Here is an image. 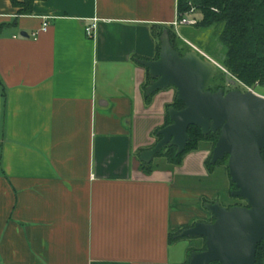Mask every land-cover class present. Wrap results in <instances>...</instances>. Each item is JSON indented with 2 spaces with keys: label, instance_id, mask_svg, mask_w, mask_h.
<instances>
[{
  "label": "crops",
  "instance_id": "crops-1",
  "mask_svg": "<svg viewBox=\"0 0 264 264\" xmlns=\"http://www.w3.org/2000/svg\"><path fill=\"white\" fill-rule=\"evenodd\" d=\"M191 9L182 16L198 22ZM20 10L0 0V264H185L188 243L171 234L211 218L205 199L237 201L228 167L208 168L210 143L179 165L155 156L150 172L140 159L176 92L149 98L137 59H156L179 0Z\"/></svg>",
  "mask_w": 264,
  "mask_h": 264
},
{
  "label": "water",
  "instance_id": "water-1",
  "mask_svg": "<svg viewBox=\"0 0 264 264\" xmlns=\"http://www.w3.org/2000/svg\"><path fill=\"white\" fill-rule=\"evenodd\" d=\"M160 42L157 59H137L151 76L146 94L174 87L185 108H168L171 123L158 130L160 139L142 151L140 159L150 163L165 147H176V154H182L191 139V126L200 127L205 136L220 131L211 163L228 157L229 175L236 186L232 195L249 206L227 208L218 200L206 202L213 221H197L178 237L205 238L206 249L193 251L187 264H255L258 244L264 242V96L241 89H207L216 67H223L197 50L181 54L167 29Z\"/></svg>",
  "mask_w": 264,
  "mask_h": 264
},
{
  "label": "trees",
  "instance_id": "trees-1",
  "mask_svg": "<svg viewBox=\"0 0 264 264\" xmlns=\"http://www.w3.org/2000/svg\"><path fill=\"white\" fill-rule=\"evenodd\" d=\"M34 1L36 0H24L22 3H19L17 0H12L15 6L21 7L20 12L22 14L31 13ZM191 7L199 8L202 12L201 19L195 24L197 27L203 30L212 27L221 28L219 38L226 49V57L221 65L226 69L228 76L238 79L247 86H255L258 84L264 87V0H179L180 16L182 17ZM166 29L170 33L174 47L181 54L194 50L187 41L181 38L180 33L173 26ZM162 31L159 35H161ZM159 53L160 43L157 47L156 59L159 57ZM222 72L224 75H227L224 70ZM148 78L151 80L149 71ZM214 79L222 81L221 77L216 76V73L211 82ZM211 82L207 87L211 91H217L219 88L224 87L222 83L213 87L211 86ZM175 92L174 100L166 105V125L171 123L168 115V108L170 106H174L177 109L185 108V104L177 99V90ZM154 94H151L149 98ZM188 132L191 139L182 154H176V147L163 148L170 151L166 154L165 158L173 165L181 164L184 155L189 151L199 149L202 142L210 143L212 148H214L220 135V131H210L205 136L198 126H191ZM158 139H160V135H158ZM162 150L156 156H163ZM262 155L264 158V150L262 151ZM211 158L212 155L207 161L209 170L214 169L219 164H225L228 167L227 156L222 160H218L215 164L211 163ZM150 165L151 163H144L147 172H150ZM232 188H235L234 182H232ZM205 201L207 202L208 200L205 199ZM205 221H212V219ZM192 225L194 223L173 232L171 234V241L180 238L178 235L185 228L191 227ZM195 239H200V241L197 246L189 248V257L185 264L189 262L193 251L206 249L205 238L195 237ZM212 264L220 263L215 262ZM255 264H264V242L258 244Z\"/></svg>",
  "mask_w": 264,
  "mask_h": 264
},
{
  "label": "rangeland",
  "instance_id": "rangeland-1",
  "mask_svg": "<svg viewBox=\"0 0 264 264\" xmlns=\"http://www.w3.org/2000/svg\"><path fill=\"white\" fill-rule=\"evenodd\" d=\"M198 17H202V12L201 13H197ZM221 28H208V29H200L199 27H197L196 25H190V24H185V25H181L179 26V31H180V36L182 39H189L191 42L195 43L194 45L197 46L199 49H201L203 52H206L207 54H209L216 62L217 64H221L225 57H226V49L223 46V44L220 41L219 38V33H220ZM193 48V47H192ZM194 49V48H193ZM184 51V50H183ZM186 53V52H184ZM223 67V66H222ZM222 70L225 71V74L222 72ZM226 69L223 67H216L215 73L217 77H221L222 81L220 82L219 80H213L211 82V86L215 87L217 86V84H223L225 90H229L230 88H239L243 91H248L247 87L244 85L243 82L239 81L238 79L234 78V77H230L228 76V73H226ZM150 79L148 78L147 82L150 84ZM148 84V85H149ZM252 88H256V91L258 94L263 95L264 96V87L263 86H259L258 84L255 86H250ZM173 88L174 90H176L174 87H170ZM158 137V136H157ZM159 139L157 138L156 142ZM170 151L163 149L162 150V157H165L166 154H168ZM228 177L230 176L229 174L227 175ZM230 178V177H229ZM235 201L237 202H244L241 201L240 198H236L233 197ZM183 242H187L189 248L197 246L196 243V239L195 238H190V237H183L181 239ZM188 248V249H189ZM187 255H188V250H187ZM187 258V256H186Z\"/></svg>",
  "mask_w": 264,
  "mask_h": 264
},
{
  "label": "built area",
  "instance_id": "built-area-1",
  "mask_svg": "<svg viewBox=\"0 0 264 264\" xmlns=\"http://www.w3.org/2000/svg\"><path fill=\"white\" fill-rule=\"evenodd\" d=\"M193 10H194V8L191 9V11H193ZM196 23H197L196 20H191L190 18L185 17V16H182V17L179 16V17L173 22V26H174V28H175L176 30H178L179 26H181V25H185V24L194 25V24H196ZM48 26H49V22H48L47 20H45V21L43 22V25H42L40 31H45V30H47ZM97 27H98V23H97V21H95L94 23L88 25V26L86 27V33H87V35H88L89 37H93V36H94V32H95V30L97 29ZM37 35H38V31L33 33V36H34V37H36ZM188 43L194 48V50H197V51H198V52H199V53H200V54H201L206 60H208V61H210V62H213V63H217L213 58H211L208 54H206L205 52H203V51H202L201 49H199L197 46H195L194 44H192V43L189 42V41H188ZM244 85H245V84H244ZM245 86L247 87V89H248L249 91H252V92L257 93L255 87L252 88V87L247 86V85H245ZM257 94H258V93H257Z\"/></svg>",
  "mask_w": 264,
  "mask_h": 264
},
{
  "label": "flooded vegetation",
  "instance_id": "flooded-vegetation-1",
  "mask_svg": "<svg viewBox=\"0 0 264 264\" xmlns=\"http://www.w3.org/2000/svg\"><path fill=\"white\" fill-rule=\"evenodd\" d=\"M231 89H236V88H230L229 90H231ZM237 89H239V88H237ZM229 90H225V91H229ZM234 189H236V186H235ZM234 189H232V191H233ZM232 191H231V195H232ZM232 196H233V195H232ZM233 197H235V196H233ZM236 198H237V197H236ZM238 198H240V197H238ZM240 199H241V201H244V202H236V203L229 204V205H225V204H223V203H221V204L224 205V206L227 207V208H229V207H231V206H235V205L249 206L248 203H247V201H246L245 199H243V198H240ZM214 201H215V200H214ZM210 219H212V221H213L212 214H211V218H210ZM212 221H207V222H212Z\"/></svg>",
  "mask_w": 264,
  "mask_h": 264
}]
</instances>
